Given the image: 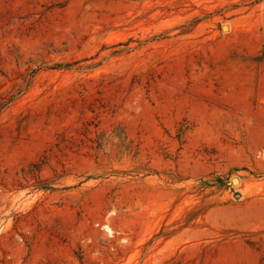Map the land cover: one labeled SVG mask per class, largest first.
<instances>
[{
    "label": "rangeland",
    "instance_id": "374dc122",
    "mask_svg": "<svg viewBox=\"0 0 264 264\" xmlns=\"http://www.w3.org/2000/svg\"><path fill=\"white\" fill-rule=\"evenodd\" d=\"M0 264H264V0H0Z\"/></svg>",
    "mask_w": 264,
    "mask_h": 264
},
{
    "label": "bare ground",
    "instance_id": "6f19581e",
    "mask_svg": "<svg viewBox=\"0 0 264 264\" xmlns=\"http://www.w3.org/2000/svg\"><path fill=\"white\" fill-rule=\"evenodd\" d=\"M246 216H248V215H246ZM249 218V217H248Z\"/></svg>",
    "mask_w": 264,
    "mask_h": 264
}]
</instances>
